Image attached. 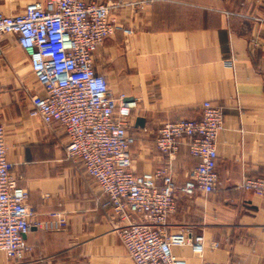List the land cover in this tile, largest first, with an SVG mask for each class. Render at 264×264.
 I'll list each match as a JSON object with an SVG mask.
<instances>
[{"label": "crops", "instance_id": "crops-1", "mask_svg": "<svg viewBox=\"0 0 264 264\" xmlns=\"http://www.w3.org/2000/svg\"><path fill=\"white\" fill-rule=\"evenodd\" d=\"M33 1L46 0H0V11L20 12ZM111 18L121 28L99 47L94 67L115 97L138 99L130 126L137 172L170 162L180 188L197 161L186 144L172 160L162 154L158 130L166 121L198 118L205 101L225 114L218 189L209 196L178 190L169 221L171 230L189 226L202 233L204 255L189 245L174 253L188 264H264V197L240 187L246 175L264 176V0H153L129 4ZM1 48L0 121L8 159L39 225L25 237L32 250L24 260L0 251V264H135L108 196L66 156L65 130L31 114L32 97L43 91L31 77L28 55L14 35H6Z\"/></svg>", "mask_w": 264, "mask_h": 264}, {"label": "built area", "instance_id": "built-area-1", "mask_svg": "<svg viewBox=\"0 0 264 264\" xmlns=\"http://www.w3.org/2000/svg\"><path fill=\"white\" fill-rule=\"evenodd\" d=\"M150 1L46 0L30 2L16 13L0 11V55L4 37L14 35L43 91L32 97L31 114L65 130L66 156L108 196V204L123 221L119 234L134 263L188 264L173 248L189 245L202 257L205 236L194 234L189 226L171 230L169 221L178 208V190L209 196L218 189L217 143L225 114L205 101L198 118L166 121L158 130L155 144L162 154L172 160L186 144L197 161L179 188L170 162L152 171L135 170L132 147L137 137L130 126L138 99L125 93L115 97L106 76L94 67L99 47L121 28L112 13ZM5 135L0 121V251L22 261L32 250L25 237L39 221L28 206V190L19 184L22 176L12 173ZM240 187L264 197V176L246 175Z\"/></svg>", "mask_w": 264, "mask_h": 264}, {"label": "rangeland", "instance_id": "rangeland-1", "mask_svg": "<svg viewBox=\"0 0 264 264\" xmlns=\"http://www.w3.org/2000/svg\"><path fill=\"white\" fill-rule=\"evenodd\" d=\"M24 67H26V69H29L31 71V68L28 62H25ZM31 77L36 80V76L32 71H31Z\"/></svg>", "mask_w": 264, "mask_h": 264}]
</instances>
